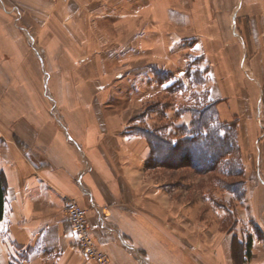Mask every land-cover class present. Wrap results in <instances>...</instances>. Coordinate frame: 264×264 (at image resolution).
<instances>
[{
  "label": "crops",
  "instance_id": "1",
  "mask_svg": "<svg viewBox=\"0 0 264 264\" xmlns=\"http://www.w3.org/2000/svg\"><path fill=\"white\" fill-rule=\"evenodd\" d=\"M147 1L141 37L130 0H0V264H100L79 249L66 199L88 209L110 264H233L229 237L183 246L182 210L150 180L147 139L108 103L139 73L130 57L196 56L231 122L241 79L256 81L250 57L264 55V0ZM251 235L248 264H264Z\"/></svg>",
  "mask_w": 264,
  "mask_h": 264
},
{
  "label": "rangeland",
  "instance_id": "2",
  "mask_svg": "<svg viewBox=\"0 0 264 264\" xmlns=\"http://www.w3.org/2000/svg\"><path fill=\"white\" fill-rule=\"evenodd\" d=\"M146 2L130 0V13L135 11L130 33L135 36L143 35ZM202 61L196 56L167 61L130 57V70L137 68L139 73L131 78L129 89L112 90L108 105L113 111L130 113L131 133L151 132L174 143L176 154L164 149L154 152L153 161L165 157L166 161L151 163L149 177L154 187L164 188L170 208L182 210L183 246L229 237L233 264H242L244 245L238 240L246 243L252 233L264 239V55L250 57L256 81L250 88L249 79H241L245 88L237 91L236 101L242 110L231 122L218 116V102L210 99ZM258 112L262 121L257 120ZM198 136L208 148L194 147L197 142L192 145ZM185 148L194 153H184Z\"/></svg>",
  "mask_w": 264,
  "mask_h": 264
},
{
  "label": "built area",
  "instance_id": "3",
  "mask_svg": "<svg viewBox=\"0 0 264 264\" xmlns=\"http://www.w3.org/2000/svg\"><path fill=\"white\" fill-rule=\"evenodd\" d=\"M57 1V0H51ZM70 1V0H61ZM65 213L71 224L79 249L89 260L100 264H109V256L100 250L92 233L89 211L75 199H66Z\"/></svg>",
  "mask_w": 264,
  "mask_h": 264
},
{
  "label": "trees",
  "instance_id": "4",
  "mask_svg": "<svg viewBox=\"0 0 264 264\" xmlns=\"http://www.w3.org/2000/svg\"><path fill=\"white\" fill-rule=\"evenodd\" d=\"M151 132H141L140 134L142 136H144L147 141H148V144L151 148V156H150V161H149V167H152L153 164L151 163H155V164H159L160 163H165L163 161H166V157L163 159V161H153V157H154V152H158V153H161L164 150H167L170 154H171V151H173L174 154H176L174 152V148H172L173 144H168L166 141H164L163 139H160L158 136H156L155 134H150ZM204 136V135H203ZM200 137V138H199ZM209 137V136H207ZM215 137V136H214ZM202 137L201 136H198L197 138L194 137L193 139V142H192V145H194L196 142L199 143L197 145H194L195 146H198V147H201V148H208L207 147V143H203L202 140H200ZM184 153H194L193 150L191 148H185V150L183 151ZM6 190H7V184H6V178L5 176L3 175V173H0V221L3 219L4 217V211H5V202H6ZM240 245V243H239ZM241 245H244L243 246V249H244V261L242 264H248V261L249 259L251 258L252 256V253H251V248H252V240H249L247 241L246 243H241Z\"/></svg>",
  "mask_w": 264,
  "mask_h": 264
}]
</instances>
